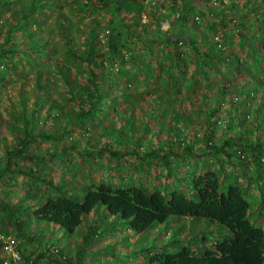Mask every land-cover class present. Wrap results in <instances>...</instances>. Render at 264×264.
<instances>
[{
    "label": "rangeland",
    "instance_id": "rangeland-1",
    "mask_svg": "<svg viewBox=\"0 0 264 264\" xmlns=\"http://www.w3.org/2000/svg\"><path fill=\"white\" fill-rule=\"evenodd\" d=\"M153 1L156 2L142 0L146 8L145 16L141 15L142 23H147L151 17ZM189 1L178 0L179 7L174 10L169 7L171 0H159L160 27L151 30L169 31L180 38L178 52L187 64L186 77L175 71L173 83L169 80L167 73L175 62L174 45L163 41H141L126 50L122 60L105 62L108 103L117 105V111L111 110L110 116L120 115L116 122L123 128L124 137L122 144L105 149L99 142L109 115L98 113L93 121L76 122L59 65L68 66L77 81L85 82L86 68L70 51L83 46L84 35L92 28H96L104 40L112 14L103 7L93 8L90 0H0V32L19 20L24 11L31 15L12 33L13 41L19 43L18 48L0 56L2 133L7 143L13 141L7 123L22 108L23 98L28 107L32 106L40 90V78L50 95L41 110V126L68 132L59 141L37 140L42 150L53 146L56 157L39 164L22 162L23 165L80 191L108 182L115 186L143 185L150 191L164 193L177 188L191 195L193 181L200 174L216 173L222 183L240 185L250 202V219L257 226H264V153L234 143L225 144L232 141L230 136L234 132L241 131L253 139L259 133L255 113L264 97V0H194L193 8ZM178 10L182 14L179 20L175 13ZM61 26L71 32L70 44L60 35ZM5 35H0V52ZM205 52L209 56L204 55ZM219 89L225 93L217 104ZM248 90L257 96L251 108L245 110L250 117L245 115L241 125L230 130V116L238 118L232 99ZM53 101L55 105L48 113L49 102ZM214 103L220 107V112L213 113L212 120L217 117L225 122L224 125L213 124L214 142L219 146L224 144L219 153L210 152L206 145V132L211 128L206 122L209 118L206 112ZM160 110L164 112L162 115ZM129 117L135 120L137 136L144 133L148 123L147 136L138 146L142 155L148 150L147 137L155 131L158 132L155 143L165 144L169 135L184 137L186 146L174 145L177 152L184 153L188 146L192 151L187 157L170 156L168 162L150 157L140 159L132 152L135 143L130 136ZM178 125L180 132L176 133ZM260 126L264 138V122ZM3 146L1 142L0 166L4 163ZM116 148L131 153L111 155L110 151ZM238 149L243 150L245 156L238 155ZM55 195L53 187L28 176H0V202L9 200L12 205H19L18 220L27 217L23 207L30 202L29 196ZM103 211V207L94 210L73 234L42 223L37 228L33 222L19 231L16 225L3 219L6 213L0 211V219L6 222L0 225V230L14 238L22 261L28 259V264L38 254H43L39 264H155L151 259L157 248L177 252L188 246L199 251L200 244L209 246L229 235L227 227L218 222L187 217H169L164 223L137 234L126 222L107 216ZM90 227L94 233L85 243L83 235ZM4 257L10 260L9 254Z\"/></svg>",
    "mask_w": 264,
    "mask_h": 264
},
{
    "label": "trees",
    "instance_id": "trees-1",
    "mask_svg": "<svg viewBox=\"0 0 264 264\" xmlns=\"http://www.w3.org/2000/svg\"><path fill=\"white\" fill-rule=\"evenodd\" d=\"M176 2L178 0H171L169 7L176 10V6H178ZM189 3L190 7H192L194 0H190ZM90 4L95 9L103 7L112 14V20H110L109 24L110 29L103 40L100 32L96 28H92L90 33L84 35L83 46L77 50L72 49L70 51L72 56L80 60L86 68L84 74L85 82L77 81L66 65H59V70L65 79L66 96L72 103L76 122L86 123L93 121L97 118L98 113L109 115L108 123L104 125L102 140L99 142L103 148L109 149L122 144L124 137L121 135L123 128L118 126L120 123L116 122L120 115L110 116L111 110L113 112L117 111V105L108 103L107 89L105 87L108 81L105 73V62L107 60H122L126 50L133 49L141 41L151 39L157 42L173 43L174 45L175 62L172 64L173 69L168 70L167 73L172 83L176 77L175 71H178L181 77H186L188 74L187 64L182 54L178 52V43L181 41L179 37L175 38L169 31H151L155 27H157L156 29L160 27L158 12L161 13V3L159 0L153 3L152 7L154 9L147 23L141 22V15L146 10L142 0H90ZM225 7L229 6L225 5ZM175 13L179 17L178 20L182 18L180 10ZM30 17L31 15L28 11H24L19 20H14L15 23L13 25L0 32V35L6 34L0 56L11 54L12 50L18 48L19 43L13 41L12 33L17 32ZM59 32L68 44L73 41L71 32L66 26H61ZM195 49L197 48L195 47ZM204 55L209 56L206 52ZM111 70L114 71L115 69L111 68ZM39 81L40 90L32 106L28 107L23 98L22 108L17 110L16 114L11 117L13 121L11 120L8 122L9 124L7 123L13 136L11 143H7V140L4 139L1 129L3 122L0 121V145L1 142L4 144V163L0 166V176L6 174L28 176L53 187L56 190V195L46 197L29 196L30 202L23 207L26 209L27 217L19 220L18 212L21 211L20 206H14L9 200H3L0 202V211L6 213L3 219H6L10 224L16 225L19 231L22 226L28 227L33 222L37 228H40L42 223L45 226H53L65 233L73 234L94 210L103 207L104 214L126 222L133 232L143 234L156 224L164 223L169 217H187L191 220L205 218L210 222H218L226 226L229 235L223 240L213 242L209 246L200 244L199 251H194L193 248L188 246L177 252L157 248L151 263L264 264V227L257 226L250 219V202L240 185L237 183H222L219 174L212 172L200 174L193 181V193L191 195L177 188L164 193L160 190L150 191L149 188L143 185L115 186L108 182H100L94 187L80 191L66 182H56L29 165H23L22 162L39 164L46 162L50 157H56L57 154L53 146H47L42 150V147L39 146L40 144H37V140L42 138L59 141L68 132V130L63 132L61 129L47 130L41 126V110L50 99V95L40 78ZM224 93L223 89L218 90L216 95L217 104L220 103L219 101ZM256 98V93L251 90L239 93L233 97L232 104L238 118L234 119L230 116L231 120L228 124L230 130L235 126H240L245 115L247 118L250 117V113L245 112V110L251 108ZM49 103L48 113L51 112L55 105L54 101ZM217 104H210V109L206 112L207 117H209L206 122L211 127L206 132V145L212 153L221 152L224 146V144L219 146L214 142L215 128L213 124L215 126L225 124L223 120H218L217 117L215 118L216 120H212V114L220 112V107ZM106 106H109L110 109H106ZM163 113L160 110V114L162 115ZM127 121L130 124V136L135 143V149L132 152L136 153V156L140 159L150 157L168 162L170 156L180 158L182 155L187 157L192 151V148L188 146L187 151L184 153L180 154L177 152L174 145L180 144L184 146L186 144L184 137H172L173 135H169L165 144L155 143L156 135H158V132L155 131L150 137H147L149 141L148 150L142 155L138 146L143 143L144 138L147 136L148 123L144 133L137 136L134 129V118L129 117ZM263 122L264 97L260 99L258 110L255 113V125L259 126V133L255 135V138H251L246 133L242 134L241 131L240 133L234 132L235 134L233 133L230 136L232 141H225V144L234 143L236 146L264 153V138L261 135L262 127L260 126ZM179 126L174 130L176 133L180 132ZM169 132H171L170 129ZM1 139L4 140L1 141ZM237 151L238 155L245 156L243 150L238 149ZM129 153L131 152L120 148L110 151L113 156L127 155ZM4 224H6L5 220L0 219V225ZM4 233L9 235V233ZM93 233L94 229L90 227L83 235V241L88 243ZM15 246L19 251L16 241ZM53 249L60 253L59 249ZM4 255L0 249V264H6V261H8V264H14L11 261V257H9L10 260H7ZM42 257L43 254H38L36 258L30 261V264H39V260ZM20 264H28V259L24 262L21 260Z\"/></svg>",
    "mask_w": 264,
    "mask_h": 264
},
{
    "label": "built area",
    "instance_id": "built-area-1",
    "mask_svg": "<svg viewBox=\"0 0 264 264\" xmlns=\"http://www.w3.org/2000/svg\"><path fill=\"white\" fill-rule=\"evenodd\" d=\"M152 3H154V1ZM143 16L145 15L143 14ZM0 249L3 251V254H9L14 264H20L22 256L16 249L15 240L10 234L6 235L4 232L0 231ZM5 263L8 264V261Z\"/></svg>",
    "mask_w": 264,
    "mask_h": 264
},
{
    "label": "crops",
    "instance_id": "crops-1",
    "mask_svg": "<svg viewBox=\"0 0 264 264\" xmlns=\"http://www.w3.org/2000/svg\"><path fill=\"white\" fill-rule=\"evenodd\" d=\"M262 226V225H261ZM262 227H264V226H262Z\"/></svg>",
    "mask_w": 264,
    "mask_h": 264
}]
</instances>
